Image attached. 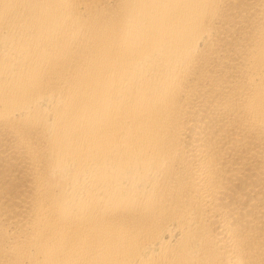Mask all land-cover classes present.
<instances>
[{
  "label": "bare ground",
  "instance_id": "6f19581e",
  "mask_svg": "<svg viewBox=\"0 0 264 264\" xmlns=\"http://www.w3.org/2000/svg\"><path fill=\"white\" fill-rule=\"evenodd\" d=\"M0 264H264V0H0Z\"/></svg>",
  "mask_w": 264,
  "mask_h": 264
}]
</instances>
